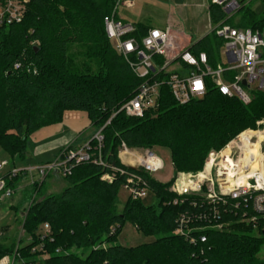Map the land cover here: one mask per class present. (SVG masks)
<instances>
[{
    "label": "trees",
    "instance_id": "obj_1",
    "mask_svg": "<svg viewBox=\"0 0 264 264\" xmlns=\"http://www.w3.org/2000/svg\"><path fill=\"white\" fill-rule=\"evenodd\" d=\"M114 5V0H30L21 23L0 26L3 149L25 160L31 136L62 123L67 112L86 113L92 127L102 129L104 137L103 165L88 162L76 166L70 176L63 178L67 187L60 195L43 198V183L34 185L38 200H32L23 225L26 239L32 242L0 245V261L19 252L22 264L37 262L40 254L31 251L41 243L37 237L40 227L49 224L53 241L43 242L48 258L42 264H262L259 254L264 237L252 225L235 218L224 215L222 223L229 225L222 230L204 231L207 243L202 245L194 246L175 235L178 218L198 208L191 204L196 198L180 197L170 189L179 173L201 172L211 150L221 151L241 132L256 129V123L264 119V93L256 92L251 104L245 106L237 98L221 95L207 81L203 99L179 105L168 86L162 85L158 107L142 118L119 112L143 80L117 54L107 37L105 20ZM241 12L238 26L232 19L228 23L239 29H264V15L244 8ZM208 14L215 26L226 18L219 7L211 4ZM150 28L137 24L135 33L127 38L141 44ZM75 46L84 48L81 66L71 53ZM223 46L224 41L214 33L189 50L196 55L205 52L210 67L216 68L222 63ZM89 61H94L95 68ZM157 62L161 64L162 59ZM123 144L129 149L168 150L175 177L160 183L143 169L125 166L120 159ZM90 145L98 147L94 139ZM93 153L98 157V152ZM114 169L141 175L156 203L147 206L143 200L129 198L120 211L119 193L127 175ZM105 175H113V181H103ZM19 178L9 181L8 186L15 189ZM176 200L178 204H174ZM126 224L154 237V242L130 248L119 245ZM87 253L85 259L79 256Z\"/></svg>",
    "mask_w": 264,
    "mask_h": 264
},
{
    "label": "built area",
    "instance_id": "obj_2",
    "mask_svg": "<svg viewBox=\"0 0 264 264\" xmlns=\"http://www.w3.org/2000/svg\"><path fill=\"white\" fill-rule=\"evenodd\" d=\"M138 1L114 0L113 12L105 20L106 34L114 50L126 60L135 75L143 80L134 97L119 112L129 117L142 118L147 111L158 107L162 85L168 86L179 105L203 99L207 93V81L221 95L237 98L245 106L251 104L256 92L264 93V29H239L227 24L245 8L249 0H210L211 5L219 7L226 15L215 28L217 37L224 41L223 62L216 68L210 67L205 52L196 55L189 48L179 49L168 29L150 28L141 44L135 38H127L135 33L136 25L124 22L119 17V10H132ZM29 2L0 0V26L21 23ZM158 59H162L161 64L157 62ZM244 82L247 86L243 85ZM93 139L97 141L98 147L90 145ZM93 139L79 148L68 147L54 163L12 169L7 177H0V200L15 194L16 190L8 186V182L17 177L36 176L32 183L34 186L42 184L51 174L66 178L82 163L103 165L102 129L98 130ZM93 152H98V157ZM122 156L128 158L127 162L122 161ZM120 159L125 166L143 169L152 177L165 170L163 159L151 150L129 149L123 144ZM7 166V162L1 163L0 173ZM114 172L127 175L123 189L129 193V198L137 201L148 196L149 186L141 175L122 169H114ZM113 179V175L102 178L107 182ZM170 191L180 197L196 198L191 204L198 209L191 214L181 215L175 230V235L188 239L194 246L207 243L204 231L222 230L230 224L222 223L224 215L252 225L264 237V226H260L261 221H264V119L256 123V129L241 132L221 151L211 150L201 172L179 173ZM174 204H178V200ZM2 236L0 233V239ZM37 237L41 243L31 253L40 254L39 259L45 254L48 256L43 242L46 239L53 241L50 225H44ZM261 262L264 264V259ZM16 263H23L19 252L0 261V264ZM31 264H41V260Z\"/></svg>",
    "mask_w": 264,
    "mask_h": 264
},
{
    "label": "rangeland",
    "instance_id": "obj_3",
    "mask_svg": "<svg viewBox=\"0 0 264 264\" xmlns=\"http://www.w3.org/2000/svg\"><path fill=\"white\" fill-rule=\"evenodd\" d=\"M209 4L210 0H139L136 7L132 10L120 9L119 17L124 22L132 25L144 23L155 29H168L171 32L172 40L175 41L178 48L186 49L189 43L188 41L192 40L193 42H196L199 37L204 38L207 35H213L215 33L216 26L211 22L210 15L208 14ZM244 11L264 15V0L247 1ZM242 16L243 14L241 12L232 18L235 26L240 24ZM227 24L230 25V22H227ZM71 53L76 58L77 64L81 66L84 61L82 55L84 53V48L75 46L71 49ZM89 62L90 65L95 68L94 61ZM31 142L32 139L29 140L27 153L30 151L32 152ZM83 142V139H81L76 145L83 144ZM153 152L163 159L165 165V170L155 174L154 179L160 183L166 184L175 177L170 152L162 148L154 149ZM58 154L60 153H52L45 157V159L49 158L51 160H44L40 161V163H36L37 159L35 156L32 157V160L26 161L19 155L12 157L0 145V164L3 160H6V162L9 163V165L0 173V177H5L8 172L14 168L23 169L26 167H38L40 165L54 163L61 157L58 156ZM121 158L122 161L125 162L128 160L125 156H122ZM135 165L137 167V163H135ZM35 179L36 176L19 178L15 181V189L17 190L15 194L10 198L0 200V233L3 234L0 239V245L11 247L13 244H19L22 240H26L27 244L31 243L30 239H26L27 237L25 236L23 225L28 209L32 205V200L37 199L38 191L36 192V189L32 184ZM42 185L41 192L43 198L51 195H60L67 187L63 178L57 179L53 174H51ZM119 198V208L121 211L129 199V193L122 188L119 193ZM143 202L147 206L154 205L156 203L155 195L152 192H149ZM44 225L46 224H43L40 229H42ZM154 240V237H147L139 233L131 224H126L118 238V244L130 248L150 244L154 242ZM99 247L100 246H95V248ZM44 250L46 249L44 248ZM43 256L38 259L41 260V264L48 258L46 254L44 258ZM79 256L85 259L88 256V253L84 256L81 254ZM259 258L264 259V247L259 254Z\"/></svg>",
    "mask_w": 264,
    "mask_h": 264
},
{
    "label": "crops",
    "instance_id": "obj_4",
    "mask_svg": "<svg viewBox=\"0 0 264 264\" xmlns=\"http://www.w3.org/2000/svg\"><path fill=\"white\" fill-rule=\"evenodd\" d=\"M201 39L202 38L199 37L196 42ZM188 42L189 43L187 48H190L196 43L192 40ZM96 133L97 130L92 127L86 113L67 112L64 115L62 123L46 127L31 136L30 139H32V152L30 151L29 153H27L25 161L32 160L33 156H35L37 159L36 163H40V161L44 160L49 161L51 159H45V157L49 156L52 153H60L58 154V156H61L62 153L70 146H72L73 148L82 147L88 144L95 137ZM81 139H83L84 141L83 144L76 145V143ZM3 162H6V160H3ZM55 178L58 179L59 177Z\"/></svg>",
    "mask_w": 264,
    "mask_h": 264
},
{
    "label": "water",
    "instance_id": "obj_5",
    "mask_svg": "<svg viewBox=\"0 0 264 264\" xmlns=\"http://www.w3.org/2000/svg\"><path fill=\"white\" fill-rule=\"evenodd\" d=\"M243 85L247 86L246 82H244ZM131 168L134 169V170H137V168H135V167H131Z\"/></svg>",
    "mask_w": 264,
    "mask_h": 264
},
{
    "label": "bare ground",
    "instance_id": "obj_6",
    "mask_svg": "<svg viewBox=\"0 0 264 264\" xmlns=\"http://www.w3.org/2000/svg\"><path fill=\"white\" fill-rule=\"evenodd\" d=\"M256 149H258V147H256Z\"/></svg>",
    "mask_w": 264,
    "mask_h": 264
}]
</instances>
